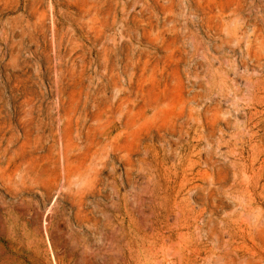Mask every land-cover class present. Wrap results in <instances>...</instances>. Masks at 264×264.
I'll return each mask as SVG.
<instances>
[{
    "label": "rangeland",
    "instance_id": "obj_1",
    "mask_svg": "<svg viewBox=\"0 0 264 264\" xmlns=\"http://www.w3.org/2000/svg\"><path fill=\"white\" fill-rule=\"evenodd\" d=\"M241 25L240 46L224 43ZM248 40L264 53V0H0V264H136L135 227L172 209L175 185L143 171L158 168L156 157L179 167L200 156L168 125V73L195 71L228 80L224 96L212 92L221 106L212 142L197 147L212 168L193 165L198 193H180L202 202L203 219L213 212V239L196 259L248 264L222 221L242 212L244 197L264 210V105L257 145L244 150L257 179L232 165L250 115L239 64ZM112 137L121 151L99 179H83Z\"/></svg>",
    "mask_w": 264,
    "mask_h": 264
},
{
    "label": "bare ground",
    "instance_id": "obj_2",
    "mask_svg": "<svg viewBox=\"0 0 264 264\" xmlns=\"http://www.w3.org/2000/svg\"><path fill=\"white\" fill-rule=\"evenodd\" d=\"M241 5V4H240ZM238 9V8H235ZM239 11L242 14L243 10ZM243 25L240 28H235L230 34L229 39L224 40L226 44L240 42L245 36ZM241 35V36H240ZM261 54L254 47L252 40H248L246 44V53L240 59L239 64L247 70L245 82L247 84L248 102H249V117L244 122L243 129L236 132V140L231 152L234 153L235 175L245 176L249 179H257L253 162L246 163L244 150L248 148L253 150L257 141H254L256 131L253 129L254 124L259 123L260 110L258 107L264 105V63ZM252 63L253 67H249ZM239 64L236 68H239ZM187 81H192L191 87L201 88L200 90H192L186 85ZM207 84L206 90L204 84ZM212 86V87H211ZM228 87V80L225 76L214 71L207 77L200 72H189L183 76L181 73L176 75L169 72L167 76V91L170 94L168 99L169 109V128L178 140L185 138L187 144H191L193 156L200 153L194 160L187 159L184 163L180 160V166L177 167L173 162L171 165H164L161 160L156 157L157 167L152 171H143V175L147 179H174L173 187V203L171 210L166 212H152L149 222H138L135 227V263L136 264H201L197 261L196 256H201L207 253L201 248L203 238H212L211 223L213 221L212 211L209 207V216L203 219L201 214V201L192 202L191 197L183 198L180 195L183 189L188 188L195 196L198 193L200 185L195 183V176H189L192 171V166L202 162L205 165L211 163V153L202 157L201 149H197L204 140L210 146L213 135V125L218 124L220 119L221 106L213 102L212 92L217 96H224L225 90ZM193 92V93H192ZM207 98L209 102L204 101ZM196 102V106L192 103ZM225 127H229L231 121L229 118L224 120ZM264 126V124H263ZM222 131V128H220ZM232 137V135H230ZM222 139V137H220ZM109 142L105 143L106 154L99 155L96 158V170L94 174L83 179H99V173L106 167L111 160V152L121 151L123 146L115 137L109 138ZM264 144V136L260 139ZM226 143V141H225ZM164 149V148H163ZM156 156L158 154L156 153ZM212 168L210 165L208 166ZM209 179H213V174L208 172ZM115 179V177H112ZM125 179H133L132 169L128 168ZM85 183V182H84ZM210 195V193H208ZM256 199V198H255ZM256 201L254 198L244 197L243 210L237 216L229 215L222 221L226 230L231 233L234 231L235 236L229 235V241L234 247L239 249L238 255L241 257V262L248 264H264V210L261 208L255 209ZM242 232L241 236L237 232ZM230 233V234H231ZM216 264H218L216 262ZM225 264V263H221Z\"/></svg>",
    "mask_w": 264,
    "mask_h": 264
}]
</instances>
